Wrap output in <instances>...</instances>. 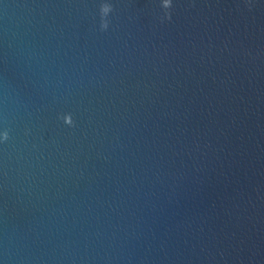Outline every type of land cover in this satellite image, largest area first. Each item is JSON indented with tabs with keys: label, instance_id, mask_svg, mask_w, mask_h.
<instances>
[{
	"label": "water",
	"instance_id": "95a60500",
	"mask_svg": "<svg viewBox=\"0 0 264 264\" xmlns=\"http://www.w3.org/2000/svg\"><path fill=\"white\" fill-rule=\"evenodd\" d=\"M0 264H264V0H0Z\"/></svg>",
	"mask_w": 264,
	"mask_h": 264
}]
</instances>
